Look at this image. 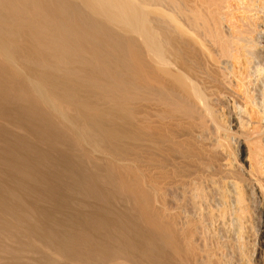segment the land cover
Returning <instances> with one entry per match:
<instances>
[{"label": "bare ground", "instance_id": "obj_1", "mask_svg": "<svg viewBox=\"0 0 264 264\" xmlns=\"http://www.w3.org/2000/svg\"><path fill=\"white\" fill-rule=\"evenodd\" d=\"M209 1L0 0V264H196L157 179L185 178L209 153L187 131L227 130L214 107L232 85L213 62L261 73L255 46L222 34ZM241 116L228 118L234 131Z\"/></svg>", "mask_w": 264, "mask_h": 264}, {"label": "rangeland", "instance_id": "obj_2", "mask_svg": "<svg viewBox=\"0 0 264 264\" xmlns=\"http://www.w3.org/2000/svg\"><path fill=\"white\" fill-rule=\"evenodd\" d=\"M211 2L213 1L211 0ZM211 2L209 1L208 3H204L205 5L207 4L208 6L206 7L207 10H209V3L211 4ZM215 2H218L219 4ZM215 4L216 6H213V3L212 5H210V10L212 12L209 10L210 11L209 14L211 13L209 16L213 15L212 16L213 18L211 17V19L214 21L215 18V21L218 20L220 22V23L217 22L216 25L219 24L218 25L219 27L218 26L217 27L221 31V33L223 32L222 34L227 35V34H231V32L233 31H240L243 34V36L245 35L246 36L245 38L246 39L248 38L247 40H249V42L253 44V46H255L254 51L256 53L254 52V59L252 61L251 68L252 67L254 69L257 68L261 72L260 74H258L260 77L258 75H253L254 72L250 73L251 75H249L248 74L249 72L247 73L245 72L246 69L243 70L244 72L243 73L242 70H240L242 68L239 69L236 68L239 70V72L236 70L237 72L235 76H237V78L231 76L230 73L227 72L228 70L229 71L231 70L232 64H234L233 63L234 60L232 58L231 59L221 58L220 59L221 61L216 64L215 62H213L214 66L218 64L215 68H218V70L220 69L222 73L225 72L227 73V75L225 73V76L227 77L226 79L230 83L229 85H232L228 90H222L219 92L218 95H220L219 96L220 101H217L218 103L217 105L215 104L216 107H214L215 112L217 113L216 119L218 120V122L220 121L219 122L220 125L221 124L224 125L225 129L227 130L229 129V130L228 131L224 130V128L215 130L216 128L212 126L214 129L213 130L211 127L212 124L210 122H206V123L207 126H209L210 130L212 129V131L209 130L211 133H208L209 131L207 130L206 125L203 126L204 128H206V131L204 130V128L203 131L202 128L201 129L199 128L200 130L199 129L196 130L198 128L196 127V129L193 130L194 133L195 131L201 132V134L198 137H197L198 132L195 133L197 134L196 138L198 139L202 137V139L201 138L200 139L203 141L205 139L204 142L198 139L201 142V145L200 142L196 138H194L195 136L194 134H192L193 131L190 130L187 131L186 132L187 134L190 133L188 136L191 135L193 138H190L189 139L190 141L188 140V142L186 141V143L194 142L192 143L194 145H191V143L190 145L194 147V149L199 148L200 151H202L203 149L205 150L209 149L210 150V151L208 150L209 153L205 151L208 157L203 155L204 159L197 158L196 160L197 163H194L196 166L193 164L196 168L192 167L191 169L190 166L186 167L189 168L188 170L189 172L193 170L194 172L196 171L195 173L193 172L192 174L187 172L189 176L190 174L193 176V177L190 176L191 180H189L188 182L184 180L185 179L187 180V178L190 177L186 173L185 178H183L184 176H182V170H181V172L176 173L177 175L175 174V176L173 173L171 172L169 173L168 171V174L166 175L167 177L163 174L165 177V178L163 177L164 179H162L163 175H161V178L157 176L158 177L157 184L160 186V189L162 188L161 192H163L162 196H163L164 208H167L168 209L167 211L172 212L173 214L176 215L175 225H178L176 227L177 228L180 227L179 229L187 228L188 230H192L191 232L193 233L190 234V239L193 240H191V243L192 242H193L192 244L195 243L194 247H196L195 249H197L198 251L202 249L201 250L202 252L201 251L198 252L196 250L197 251V256L195 259L196 264H205V263L206 264L207 263L208 264L211 263L212 264H264V236L263 238L259 237L261 231L264 230V221H263L264 220V135L260 134L258 131V127H259L258 123L262 124L263 122L262 125L264 126V118H262V121L260 120L258 123L256 121V119L258 120L261 117L260 114L264 113V0H214V5ZM221 4H223L222 8H221ZM215 9L217 11H215ZM215 13L217 14V16L215 15ZM201 57L203 60L205 55L204 57L203 56ZM224 63L225 66H223ZM236 67L238 66L236 65ZM244 74H248L246 76L249 77L250 80ZM242 76L245 78L243 79ZM234 78H236L237 80ZM238 78H241L242 80L240 79L239 81ZM236 82H238V84ZM241 83H244L245 85H242L243 87L242 86L240 87ZM230 89L234 91H230ZM250 96L254 99L252 98L249 99ZM260 110L262 111V113L260 112ZM233 113L234 114L236 113L238 116L239 114L240 116L242 114H244L245 117L247 116V118L244 117L243 118L244 120L247 119L246 121L248 124L245 123L242 126V128H240L241 130L239 129L242 132H239V130L234 131V127L231 129L229 125L228 118ZM262 117L264 116L262 115ZM186 133L184 135H186ZM184 135H181V138L184 137ZM188 136L182 139L186 140L188 139ZM241 140H243L245 144L244 150L245 151L247 150L245 152V155L249 154L247 155L249 156L248 162L243 163L244 166L242 165L241 167L244 168L245 171L247 169L248 172L246 174L247 175L250 174L249 176L245 174H241L240 171L242 168L238 165L239 151L237 150V148L239 145L238 142ZM202 142L204 144L206 143V145L203 146L204 144ZM195 144L199 146L195 147L196 146ZM247 144L248 146H246ZM201 146L204 148H202ZM206 146L209 147L207 148ZM202 152L204 154V151ZM210 152H212L213 154H211ZM209 154L211 158L209 157ZM205 158L208 161H206ZM204 162L207 163L205 164ZM223 164L226 165L224 166ZM220 166L226 167V169H224L223 171L221 170L222 167ZM204 167L207 168L204 169ZM230 167L231 168L234 167V168L231 169ZM180 168H181V164H180ZM203 169L205 170V172ZM219 170L221 171V173ZM225 171H227V174L230 177L228 175L227 176L225 175L226 174ZM235 171L237 173H235ZM228 172L229 173L231 172V174H229ZM232 172L233 175L235 174L237 175L232 177ZM205 175L207 176L206 180H205L206 178ZM153 176L156 177L155 173ZM198 177H200V179ZM224 177H226L227 179ZM243 178L244 181L242 180ZM157 180H155V182ZM190 181H192V183ZM253 182L259 184V186L261 187V191L260 189L258 188L256 189L255 187H253ZM187 183L188 185L191 186V187L187 186L188 189L190 190H186L187 188L184 186L185 184L187 185ZM194 183H198V184L195 185ZM196 186H198V188ZM219 189H221L222 191ZM183 190L185 192H183ZM238 191H240V193H238ZM189 193L193 199L190 197ZM237 193L241 195V199L243 197L242 201L241 200L239 201L238 198L236 199V197H238ZM189 198L192 200H188ZM191 207H193V209ZM240 212L241 214H239ZM189 226L192 227L190 228ZM260 239L262 241H260ZM203 250H205V252ZM201 258L204 259L198 261V259ZM207 258H209V260ZM202 261H205V263H203Z\"/></svg>", "mask_w": 264, "mask_h": 264}]
</instances>
